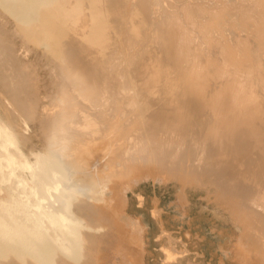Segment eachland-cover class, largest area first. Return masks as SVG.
Instances as JSON below:
<instances>
[{"label":"bare ground","instance_id":"bare-ground-1","mask_svg":"<svg viewBox=\"0 0 264 264\" xmlns=\"http://www.w3.org/2000/svg\"><path fill=\"white\" fill-rule=\"evenodd\" d=\"M0 8L25 42L44 48L54 86L40 108L27 69L0 52V264H92L102 250L103 264H131L139 244L142 261L125 171L215 187L240 226L237 245L248 243L237 259L264 264V0ZM35 122L41 147L28 133ZM116 133L124 142L107 158ZM98 135L109 141L93 144Z\"/></svg>","mask_w":264,"mask_h":264},{"label":"rangeland","instance_id":"rangeland-1","mask_svg":"<svg viewBox=\"0 0 264 264\" xmlns=\"http://www.w3.org/2000/svg\"><path fill=\"white\" fill-rule=\"evenodd\" d=\"M0 38V52L10 55L16 70L27 69L26 76L32 80L37 90V93H34L35 101L40 102V108L47 106L50 103L49 96L54 93V86L50 69L43 57L44 48L25 42L17 33L16 20L2 8H0ZM9 59L3 60L8 63ZM164 64L171 67L170 63L168 65L164 61ZM175 76L176 72L170 69L167 82L174 80ZM165 84L166 82H160L154 88L158 91ZM34 88L23 91L32 96ZM29 127V136H32L36 146L41 147L38 123L35 122V125L31 124ZM114 135L116 138L120 137L119 133L112 134ZM124 139L125 137H122L110 141L107 158H112L115 152L121 150L119 143L123 144ZM101 140L107 142L109 136L98 135L93 144ZM94 164L97 165L98 162ZM126 170L128 171V168ZM93 171L92 167L91 172ZM124 173V176H128L127 187H134L126 192V215L137 219L139 224L138 228L130 229L129 235L135 240L142 238L143 247L142 261L137 263L139 244L135 253L136 261L129 259L131 264H252L247 260L237 259L241 256L237 254L238 248L242 247L243 251L239 252L242 255L249 252L245 244L247 241L242 239L245 242L241 241L240 245H237L241 234L240 226L235 223L231 213H227L228 209L221 199L216 202L218 199L213 197L217 192L215 187L209 188V184L205 187H181L178 181L163 179L159 175L152 178L148 173L140 175L126 171ZM118 176L114 175L111 179L115 182ZM165 250L180 253V256L177 260H167ZM103 252L104 250L98 251L92 264H103L101 261ZM112 252L113 250H108L106 254L111 255Z\"/></svg>","mask_w":264,"mask_h":264}]
</instances>
